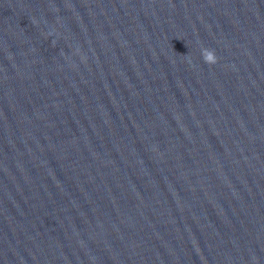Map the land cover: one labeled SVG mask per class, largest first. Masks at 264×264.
I'll use <instances>...</instances> for the list:
<instances>
[{
    "label": "water",
    "instance_id": "obj_1",
    "mask_svg": "<svg viewBox=\"0 0 264 264\" xmlns=\"http://www.w3.org/2000/svg\"><path fill=\"white\" fill-rule=\"evenodd\" d=\"M0 264H264V0H0Z\"/></svg>",
    "mask_w": 264,
    "mask_h": 264
},
{
    "label": "clouds",
    "instance_id": "obj_2",
    "mask_svg": "<svg viewBox=\"0 0 264 264\" xmlns=\"http://www.w3.org/2000/svg\"><path fill=\"white\" fill-rule=\"evenodd\" d=\"M202 56H203V59L205 60V62L208 64L217 63L218 58H217V55H216L214 50L206 48L202 51Z\"/></svg>",
    "mask_w": 264,
    "mask_h": 264
}]
</instances>
